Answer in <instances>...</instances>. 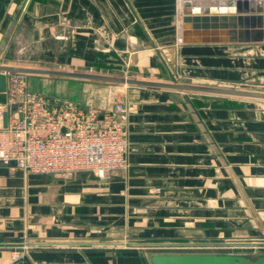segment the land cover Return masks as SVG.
Returning <instances> with one entry per match:
<instances>
[{
    "label": "crops",
    "instance_id": "1",
    "mask_svg": "<svg viewBox=\"0 0 264 264\" xmlns=\"http://www.w3.org/2000/svg\"><path fill=\"white\" fill-rule=\"evenodd\" d=\"M181 2L0 0V65L264 87V42L183 43ZM41 78L30 75L29 90ZM113 95L85 103L113 111ZM118 95L126 170L63 179L0 161V264H152L163 243L264 245V101L138 86Z\"/></svg>",
    "mask_w": 264,
    "mask_h": 264
},
{
    "label": "built area",
    "instance_id": "2",
    "mask_svg": "<svg viewBox=\"0 0 264 264\" xmlns=\"http://www.w3.org/2000/svg\"><path fill=\"white\" fill-rule=\"evenodd\" d=\"M6 76L7 101L0 103L1 162L15 161L26 175L49 174L63 179L89 172L107 180L129 167L128 131L118 118L126 110L122 100L113 111L75 105L52 107L28 89V74L8 72ZM156 248L165 253L236 254L244 246L182 242ZM21 250L14 251V260L22 258Z\"/></svg>",
    "mask_w": 264,
    "mask_h": 264
},
{
    "label": "water",
    "instance_id": "3",
    "mask_svg": "<svg viewBox=\"0 0 264 264\" xmlns=\"http://www.w3.org/2000/svg\"><path fill=\"white\" fill-rule=\"evenodd\" d=\"M256 4V5H255ZM180 41L183 43H262L264 42V0H228L226 7H183ZM8 72L28 75L66 77L125 86L151 87L202 93L238 99L264 100V91L228 86L203 85L174 80H155L112 74L58 70L19 65H0V92L7 91ZM8 112L4 114V126ZM11 163L16 164L15 161ZM152 264H264V255L250 259L228 253H165L156 252Z\"/></svg>",
    "mask_w": 264,
    "mask_h": 264
},
{
    "label": "rangeland",
    "instance_id": "4",
    "mask_svg": "<svg viewBox=\"0 0 264 264\" xmlns=\"http://www.w3.org/2000/svg\"><path fill=\"white\" fill-rule=\"evenodd\" d=\"M184 5L186 0H181ZM198 2L206 1V0H196ZM21 64V63H17ZM19 66H27V65H19ZM31 67V66H30ZM112 75H119V76H128L133 77L132 75H129L125 72H115L111 73ZM30 76V75H29ZM41 82L33 88V92L37 93L41 98H43L48 105L52 107H64L68 106V103L77 102L81 105L87 106V107H93L92 104L98 103L101 105L104 101H107V98L109 95L114 93V100L117 102L118 100H121V98L118 95V88L128 87L121 84H100V88H103L102 90L98 89H89L88 87L94 86L91 83L88 82V80H81V79H73V78H66V77H54V76H41ZM137 78V77H136ZM174 81H177L176 79H173ZM182 82V81H179ZM187 82V81H185ZM191 83V82H188ZM76 85H79V88H74ZM218 86V85H214ZM230 87V86H229ZM231 87H237V88H245V89H252V90H261L264 91V87H251V86H231ZM29 89V88H28ZM31 91V90H30ZM191 93V92H190ZM220 96H212L216 100V102H223L226 99L224 98H218ZM77 99V101H74L73 99ZM84 101L80 102V101ZM79 101V102H78ZM91 102V103H85ZM264 101V100H262ZM100 102V103H99ZM100 108L101 107H95ZM246 246L245 249H242L238 251L239 253L236 254H242L250 259H256L260 257L261 255H264V245H255L253 246L254 249H252V246ZM256 247V248H255ZM29 248L27 246H23L22 248V255L24 251L28 250ZM156 251H158L156 249ZM257 251V252H256ZM17 261V260H16Z\"/></svg>",
    "mask_w": 264,
    "mask_h": 264
}]
</instances>
